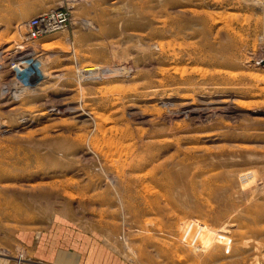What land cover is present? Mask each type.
<instances>
[{
  "label": "rangeland",
  "instance_id": "374dc122",
  "mask_svg": "<svg viewBox=\"0 0 264 264\" xmlns=\"http://www.w3.org/2000/svg\"><path fill=\"white\" fill-rule=\"evenodd\" d=\"M263 39L259 0H0L1 256L264 264Z\"/></svg>",
  "mask_w": 264,
  "mask_h": 264
},
{
  "label": "crops",
  "instance_id": "0c3cea01",
  "mask_svg": "<svg viewBox=\"0 0 264 264\" xmlns=\"http://www.w3.org/2000/svg\"><path fill=\"white\" fill-rule=\"evenodd\" d=\"M60 236L56 232L38 244H24L21 250L8 247L9 255L2 257L0 254V264H84V260L87 261L86 264H90L87 253L63 247Z\"/></svg>",
  "mask_w": 264,
  "mask_h": 264
},
{
  "label": "built area",
  "instance_id": "2783aa9c",
  "mask_svg": "<svg viewBox=\"0 0 264 264\" xmlns=\"http://www.w3.org/2000/svg\"><path fill=\"white\" fill-rule=\"evenodd\" d=\"M264 5V0H262ZM262 5V7H263ZM260 6L261 10V21H262V39L264 36V14L263 8ZM26 38L36 39L38 37L49 35L52 33H57L65 28L69 24V13L64 9L49 10L36 15L35 17L29 19L26 23ZM264 41V39H263ZM31 71L28 69L21 77L20 80L22 84L26 87L36 84L34 78L30 76L27 72Z\"/></svg>",
  "mask_w": 264,
  "mask_h": 264
},
{
  "label": "bare ground",
  "instance_id": "6f19581e",
  "mask_svg": "<svg viewBox=\"0 0 264 264\" xmlns=\"http://www.w3.org/2000/svg\"><path fill=\"white\" fill-rule=\"evenodd\" d=\"M259 4H260V6L262 7V5H263V2H262V0H259ZM263 14H264V5H263ZM52 34H54V33H52ZM92 66V65H91ZM86 70H88V71H93V70H95V67H88ZM183 98H187L186 96H183ZM119 178V177H118ZM110 180V179H109ZM117 184V183H116ZM120 185V184H119ZM121 187V186H120ZM213 205V204H212Z\"/></svg>",
  "mask_w": 264,
  "mask_h": 264
},
{
  "label": "water",
  "instance_id": "95a60500",
  "mask_svg": "<svg viewBox=\"0 0 264 264\" xmlns=\"http://www.w3.org/2000/svg\"><path fill=\"white\" fill-rule=\"evenodd\" d=\"M264 63V62H263Z\"/></svg>",
  "mask_w": 264,
  "mask_h": 264
}]
</instances>
